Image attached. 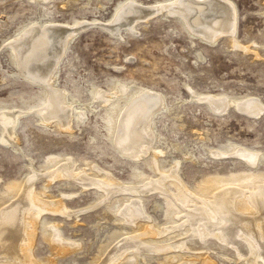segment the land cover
Listing matches in <instances>:
<instances>
[{
    "label": "rangeland",
    "instance_id": "rangeland-1",
    "mask_svg": "<svg viewBox=\"0 0 264 264\" xmlns=\"http://www.w3.org/2000/svg\"><path fill=\"white\" fill-rule=\"evenodd\" d=\"M123 1L0 0L2 110L28 111L45 99L44 91L16 70L6 48L23 27L32 22L88 25L69 44L54 74L57 90L63 91L76 108L71 131H64L55 122L44 125L32 114L19 120L15 135L21 152L0 142V208L32 176L38 177L34 192L42 193L45 176L69 159L75 163L76 171L92 175L105 172L129 189L144 187L156 179V169L161 173L174 161L178 162L181 180L180 184L167 182L170 195H141L138 199L149 220L123 227L113 208L127 194L105 202L96 189L82 191L71 180L55 179L46 188L49 199L56 201L61 194H71L74 197L66 199V206L70 212L78 213L70 218L46 214L41 217L33 242V255L39 264H50L54 250L47 222L60 223L61 234L79 244L78 249L58 258L56 264H97L119 237L140 236L149 225L155 229L176 226V200L187 203L184 189L205 194L207 189L223 184H255L264 178V111L258 119H252L235 105L253 98L264 108V0H228L237 11L236 41L246 51L235 49L229 37L206 43L193 37L180 20L163 14L137 24L132 33L122 30L120 37L115 38L102 25L112 20ZM133 1L143 5L169 2ZM118 86L128 88L127 94L117 93L105 106L104 96L112 95ZM138 88L155 92L164 100V109L152 120L157 135L153 151L162 152L155 166L151 161L153 153L133 162L122 157L113 145L118 113L126 98ZM192 92L227 99L233 104L225 115L219 116L204 103L192 101ZM242 150L258 154L256 168L236 156ZM180 233L179 229L174 230L153 245H163L169 236L178 239ZM174 255L191 257L188 253ZM169 256L163 251L148 254L144 262L165 264ZM196 258L197 264H204L203 256ZM210 259L213 264H238L220 254H212Z\"/></svg>",
    "mask_w": 264,
    "mask_h": 264
},
{
    "label": "bare ground",
    "instance_id": "bare-ground-1",
    "mask_svg": "<svg viewBox=\"0 0 264 264\" xmlns=\"http://www.w3.org/2000/svg\"><path fill=\"white\" fill-rule=\"evenodd\" d=\"M42 1L46 3L48 0ZM158 14L180 20L193 37L206 43L213 44L222 37H229L235 49L245 50L236 41L237 11L228 0H169L156 5L124 0L117 7L112 20L102 26L110 35L119 38L120 31L132 33L137 24L147 22ZM84 23L69 27L63 23L32 22L6 45L16 70L45 93L41 104L28 111L0 109V142L6 147L21 152L15 131L19 120L30 114L38 117L44 125L55 122L64 131H71L76 108L63 91L57 90L54 74L74 37L88 28ZM127 89L118 86L112 95L104 96L102 103L107 106L117 93L127 94ZM190 97L192 101L204 103L211 113L219 116L225 115L233 104L227 99L193 92ZM235 105L252 119H258L264 111L258 100L253 98ZM164 107L163 97L145 88H138L134 95L126 98L118 113L113 137V145L122 157L138 162L151 152L152 164L156 165L157 156L162 152L153 151L157 135L153 131L152 120ZM76 115L82 121L81 113L77 110ZM236 156L251 167H255L259 158L258 154L243 150L237 152ZM69 160L45 176L47 181L42 193L36 194L33 189L38 177L29 176L20 191L0 208V264H39L33 255V242L41 217L45 214L65 218L77 215L78 212H70L65 203L73 195L61 194L60 200L56 201L47 196L46 188L55 179L71 180L82 191L96 189L105 202L127 194V198L113 208L118 224L123 227H134L137 222L146 219L144 206L138 199L141 195H170L167 182L181 183L177 161L170 162L161 173L156 169V179H149L144 187L129 189L105 172L92 175L76 171L75 163ZM184 192L187 203L180 204L177 200L175 203L176 226L155 229L149 225L140 236L119 237L97 264H147L144 262L146 255L161 251L170 253L165 264H197L198 255L203 256L204 264H213L210 259L212 254L223 255L225 260H234L238 264H264V178L255 184H223L207 189L205 194L186 189ZM60 225L56 222L46 223L49 241L54 248L50 264H56L58 258L79 248L78 243L61 234ZM177 229L181 231L178 239L169 236L163 245H153L157 239ZM177 252L188 253L191 257L175 256Z\"/></svg>",
    "mask_w": 264,
    "mask_h": 264
}]
</instances>
